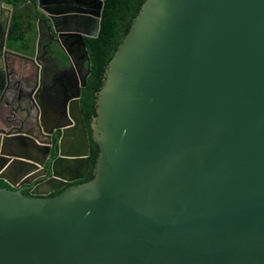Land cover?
Masks as SVG:
<instances>
[{"label": "water", "instance_id": "1", "mask_svg": "<svg viewBox=\"0 0 264 264\" xmlns=\"http://www.w3.org/2000/svg\"><path fill=\"white\" fill-rule=\"evenodd\" d=\"M9 1L0 126L10 103L32 111L12 77L29 37L10 26L33 3ZM42 13L45 55L68 36L84 46L71 8ZM87 75L39 136L0 130V264H264V0H143L97 93L93 177L75 184L90 162Z\"/></svg>", "mask_w": 264, "mask_h": 264}, {"label": "flooded vegetation", "instance_id": "2", "mask_svg": "<svg viewBox=\"0 0 264 264\" xmlns=\"http://www.w3.org/2000/svg\"><path fill=\"white\" fill-rule=\"evenodd\" d=\"M6 1L8 3L10 2L9 0ZM30 1L33 3V7L30 8V6H26L24 17H21L20 13L19 18H21L19 19L18 16L15 15L16 12L13 13L10 29H14V19L16 18L18 19L17 21L20 25V35L29 37L27 41H29L30 44L25 46L23 49V53L26 56L22 58L16 57V60L18 61H20V59L24 60V69L20 70L17 65L13 69L12 77L14 78L13 84L15 85L18 98L24 103L30 102L32 111L31 114L28 115L26 110L14 103H10L9 115L12 116V120L8 125H1L0 130H10L12 134L26 132L39 136V120L41 121L42 119V122L46 125V127L49 126L50 123H48L45 119L43 105H41L40 109L39 106L34 104L31 97L33 94H36V98L42 101V86L39 87L38 85H43L44 95L47 94L46 97L54 103V107L57 110L56 101L63 91L66 94L75 93L76 86L80 85L82 78H84V76L88 73L89 55L86 48V38L95 37L93 36V33L98 23L100 29V18L103 5L100 7L98 0H63L62 3H59L61 0H55V3L57 4L47 3L44 0H41L40 10L42 12L67 10L68 8L72 9L74 21L70 23V26L71 28L76 27L75 31L78 35L82 33L85 46L84 47L82 44L75 42V40H77L76 36H72V38L68 36L63 39V52L57 51L55 56L48 57L44 54V45L48 41L53 40V38L45 31L43 21L44 14L37 10L34 0ZM16 7L17 5L14 4L12 9ZM8 11L9 8H7V6H2L1 14L3 20L7 18ZM33 25L35 26V32L31 33L30 30ZM34 58H37L39 68L37 66L35 68L33 63ZM34 75L35 77L39 75V78L35 79ZM34 84L37 85L35 90H33ZM39 88L40 91H38ZM40 139L43 138L40 137ZM91 139L89 137V142ZM81 181H84V179L74 181L73 183L76 184ZM69 184L72 183H67V185ZM0 186L9 187V185L3 181H0ZM27 186L28 185L26 184H22L20 186L22 192L25 194H29L30 189Z\"/></svg>", "mask_w": 264, "mask_h": 264}, {"label": "trees", "instance_id": "3", "mask_svg": "<svg viewBox=\"0 0 264 264\" xmlns=\"http://www.w3.org/2000/svg\"><path fill=\"white\" fill-rule=\"evenodd\" d=\"M142 2L143 0H104L98 34L95 37L86 38L89 72L86 84L81 88L80 110L90 139L91 122L96 114L97 93L103 84L107 63L124 37ZM18 25L17 20L14 19V28ZM98 150L97 144L91 139L89 170L84 181L93 177Z\"/></svg>", "mask_w": 264, "mask_h": 264}, {"label": "crops", "instance_id": "4", "mask_svg": "<svg viewBox=\"0 0 264 264\" xmlns=\"http://www.w3.org/2000/svg\"><path fill=\"white\" fill-rule=\"evenodd\" d=\"M14 60L16 62L18 61V60H16V57L14 58ZM23 61L24 60H21V59H20V61H18V62H20V65L18 64L20 70H23L24 69L23 68L24 67ZM41 103H42V105L44 107L43 111H44L45 119L49 123L52 120V118H53V113L56 112L55 111L56 108L54 107L55 105L46 96L45 97H42Z\"/></svg>", "mask_w": 264, "mask_h": 264}]
</instances>
